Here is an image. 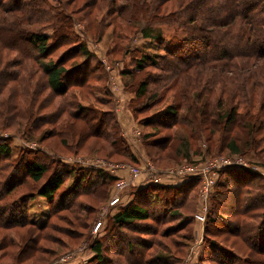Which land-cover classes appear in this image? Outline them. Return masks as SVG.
<instances>
[{"label": "trees", "instance_id": "16d2710c", "mask_svg": "<svg viewBox=\"0 0 264 264\" xmlns=\"http://www.w3.org/2000/svg\"><path fill=\"white\" fill-rule=\"evenodd\" d=\"M107 1V28H111V42H114V46L118 47L119 40L125 38L124 34L132 32H139L143 38L152 39L155 46V54L144 52L135 58L132 67L121 71L122 78L126 79L124 87L134 93L131 101L135 103L133 113L136 115L143 112L166 94H171L176 100L160 115L156 129H177L175 132L170 131L169 136L167 135L157 147L166 148L167 154L175 159L181 155L186 160L189 159L188 151L193 144L192 140L197 133L206 132L205 136L209 142L213 141L217 134L215 141H219L216 148L219 152L226 150L237 155L252 152L257 160H264V154L259 155L257 152V147L264 142V93L256 98L259 81L254 82L252 78V70L259 73L264 71V0H153L152 6L149 0ZM49 8L46 0H0V131H13L33 137L39 129L45 127L49 128L45 129L49 136L59 137L63 131L58 130V122H64L65 130L68 129L72 133L77 127L72 120H77L85 125L86 131L80 136L82 140L88 136L95 137L105 142L109 149L111 147L110 150L115 154L126 153L125 141L116 134L119 130L114 117L107 115L108 120L107 117L99 118L98 113L87 111L68 95L70 88H83L86 83L88 61L72 62L68 65V61L75 60L77 55L67 58L65 54L52 59V53L62 44L69 42L66 31L69 23L67 16L62 12L63 5V14L58 12L62 15L53 13ZM142 22L146 25L139 28ZM43 23H47V26L39 27ZM153 24L166 25L169 30L174 27V36L167 42H162L159 38L163 33L162 28L154 32L157 28ZM97 25L100 38L104 34L103 24ZM42 28L51 30V36L41 31ZM78 48L77 52L86 60L90 56L89 51L85 47L83 50L81 46ZM160 51H163V54H160ZM235 64L238 68L245 69L244 83L248 85L245 94L235 88L236 80L232 77ZM198 68L199 76L194 84L192 72ZM211 69L219 70L224 76L218 80H204L206 77L203 75ZM257 72L255 74H258ZM205 81H208L206 85ZM6 140L5 136L0 134L2 160H7L11 155V148L6 144ZM171 151L174 153H169ZM262 152L264 153V149ZM38 153L43 155L42 152ZM23 169V177L39 184L35 188V194H29L26 200L31 201L37 195L52 204L54 200L63 203L72 192L77 196L83 191L88 193L95 190V183L104 186L117 180L116 177L105 173L93 174L85 169H76L72 185L78 186L74 190L70 187L67 193L56 199L55 195L65 182L60 170H55L47 176L46 165L31 159L30 156L23 163ZM230 172L231 170L223 171L216 186L222 189V200L220 203H214L218 210L222 206L229 209L225 213L223 209L220 210L223 214L221 217L213 216L208 209L203 221L202 246L209 251L206 260L209 264H258L254 259L244 258L225 247L226 238L222 241L224 248L221 255L215 231L211 233V229L216 226L219 231L231 234L241 241L254 254L257 250L256 256L264 258V185L255 183L256 179L252 175H259L257 172L232 171L244 177L242 180L236 177L232 180L227 174ZM2 178L1 256L9 262L13 260L14 264L45 263V258H41L43 253L40 248V235L48 227V221L44 224L32 222L27 215L26 200L10 199L24 180L9 185L8 177L3 175ZM194 180L185 183L198 184V181ZM83 181L90 186L80 187ZM185 183L180 186L147 185L145 190L137 191L133 196L140 198L142 193V196L147 195L151 202L145 198L146 203H140L139 198L133 199L132 196L127 205L122 203L117 206L116 214L110 218L109 226L101 237L103 241L97 240L93 243L91 250L95 258L88 264H111L105 260L104 251L115 252L122 257L126 256L125 253L131 254L135 258L133 264H156L155 262L164 260L165 256L160 252V255L144 257L142 253L147 247L138 236L145 234L167 238L175 234L169 231L162 235L157 227H146V222L150 220L155 224L159 222L151 216L148 204L157 206L162 203L163 206L171 208L164 207L170 215H179L178 209L188 201L183 193L192 188L191 184L189 188L185 187L188 186ZM245 188L257 190L254 197L249 199L253 200L252 203L239 201V196ZM99 191L102 192V188ZM226 192L235 196V199L226 201ZM177 199L180 201L175 202ZM212 200L214 202V197ZM262 208L263 211L259 213L258 210ZM224 216L230 217L232 221L224 219ZM51 217L52 213L49 219ZM189 217L192 221L195 220L194 215ZM247 221H255L256 224L252 227ZM123 228L135 233L137 238L125 239L121 232ZM250 234H254V237L250 238ZM120 237L122 239L116 240ZM183 239L185 243L179 242L178 246H183L186 255L178 259L179 264L188 257L193 245L187 235ZM124 240V251L121 248L114 249L115 246H120L117 245L119 241ZM105 241L107 247L103 244ZM234 244L231 243V247H235ZM224 253L228 259L224 258ZM116 264L119 262L116 261Z\"/></svg>", "mask_w": 264, "mask_h": 264}, {"label": "rangeland", "instance_id": "374dc122", "mask_svg": "<svg viewBox=\"0 0 264 264\" xmlns=\"http://www.w3.org/2000/svg\"><path fill=\"white\" fill-rule=\"evenodd\" d=\"M46 1L48 6H50L49 9L53 10V13L57 12V14H60L63 12L67 16L66 19L69 23V28L66 30L69 42L66 45L62 44L57 51L52 53V59H56L61 54H65L67 58L72 55H77L75 60L68 61V65L72 64V62L84 63L88 61V78L86 83L83 88H70L68 95L71 96V99L79 102L87 111L93 110L98 113L99 118H106L107 115L110 117L113 116L119 130V134L117 132L116 134L120 135L119 137L125 141V146L128 149L125 148L127 150L126 153L121 152L120 154H115L110 150L111 147L109 149L105 142L95 137L88 136L82 140L80 136L86 129L85 125L77 120H72L77 126L76 131L72 130L73 134L69 132L68 129L65 130L64 122H58V130L63 131V134L59 137L49 136L48 133H45V129L49 128L45 127L39 129L33 137L23 136L21 133L16 134L13 131H0V134L7 139L6 144L11 148L10 157L7 160L0 159V181H3V175L8 177L9 185L15 183V181H25L15 191L14 196L10 198L11 200H26L29 194H35V188L39 185L23 177V163L29 159V156L31 159L40 161L46 165L48 170L47 176L54 173L55 170H60V172H62L65 182L55 195L56 199L58 197L60 198L62 194L67 193L70 187L72 190L76 189L78 185H72L73 173L76 169H85L88 173L93 174L101 172L117 178V180L110 185L103 186L102 184L98 185L95 183L96 189L88 193H84L85 191H83L75 196V192H72L61 204L55 200L53 204L47 203L46 200L37 195H35V198L31 201L26 200L28 206L27 215L32 222L44 224L48 221V227L40 235V248L43 253L41 258L43 260L45 258L46 264H88L89 261L95 258L91 250L93 243L97 240L103 241L101 237L105 234L107 226H109L110 218L116 214L117 206H120V204L124 202L123 199L125 197H129L130 199L133 197V199L139 198L138 196H133L134 193L142 189L145 190L147 185L152 184L153 181H161L163 185H169V183H174L175 181H183V179L187 178L195 181V177H190V175L194 173V167L196 169V177H199V180L196 179L198 184L192 182L190 183L192 188H189L190 184L185 183L188 184V186L185 185V187L189 188L190 191L183 193L188 201L185 199L187 202L184 203V206L180 208V210L178 209L177 212L180 213L179 215H170L168 211H165L164 207L166 206H163L162 203H159L157 206L148 204L151 216L159 222L155 224L154 221L150 220L146 222V227H157L162 235H165L167 232L169 233V231H173L175 234L167 238H163L159 235L148 236L143 234L138 236V238H140L141 242L146 244L147 247L143 250L144 253H142L145 255L144 257L147 258L153 255H160L161 253V255L165 256V259L161 262H155L156 264H179L178 259L184 257L186 251L183 249V246L182 248L180 245L178 246V243H185L183 238L187 235L189 239L191 238L190 242L194 245L192 251L190 249L188 257H186L181 264H209L206 260L209 251H206L205 247L202 246L203 224L201 225L196 222L195 218V220L192 221L189 217L190 215L197 214L199 209L201 210L202 202L199 196V187H201L200 180L211 181V171L208 170L212 167L210 165L211 163L224 159L236 160L240 158L246 166L252 168L259 174H253L252 177L256 179V181L254 180L255 183L262 186L264 185V160H257L252 152L250 154L244 153L243 155L230 154L226 150L224 152H219L216 149L218 148L217 144L219 145V141H215L217 134H215L216 137L213 138L214 140L209 142L205 136L207 134L206 132L197 133L192 140L193 144L190 151H188L189 159L185 160L181 155L175 159L167 154L166 148H158L157 146L160 142H162L167 135L169 136V133H171L170 131L175 132L177 129H156L160 115L165 112L168 105H173V102L176 100L171 94H166V96L157 101V103L135 115L133 113L135 103L133 104V102H131L134 98V93L131 92L132 90L124 87L126 79L124 80L121 75L122 70L128 69L134 65L135 58L140 54L146 52L149 55H153L156 53L152 39L143 38L139 32H132L131 34H124L125 38L119 40L118 47L114 46V42H111V28H107L109 24V15H107L109 4L107 0L103 2H98L97 0ZM149 3L152 6L154 1L149 0ZM119 4H121V2ZM61 5L64 7V11L62 12ZM112 16L113 14L111 17ZM98 23L103 24L104 34L100 38H98L100 34L97 30ZM145 25L146 23L142 22L139 24V28ZM42 26H47V23H43L39 27ZM153 26L157 28L154 32L158 31L160 27L162 28L163 33H160L161 35L159 37L162 42H167L175 34L176 29L174 27L169 30L166 25L161 26L159 24H153ZM42 29L41 31H45L51 36V30L46 28ZM176 32L178 33V31ZM178 35L180 36V34ZM53 43L55 44V42ZM80 46L82 50L83 47H85L90 53V56L86 58V60L77 52ZM119 48H122V50L120 51ZM159 53L163 54V51ZM198 70L200 71L198 68L197 71L194 70L192 72V82L194 84L196 83V78L199 76ZM255 72L257 71L252 70L253 75H250H252L254 82H257V80L259 81L256 90V98H259L264 93V71L260 73L257 72L258 74H255ZM203 76L206 77L204 80H218L219 77L224 76V73H221L219 70L211 69L207 70ZM232 77L236 80L235 88L243 94L247 93L248 85L244 83V67L238 68V65H236V67L234 66ZM207 82L208 81H205L204 85H206ZM260 100H258V102H260ZM86 115L89 114L86 113ZM108 119L107 117V120ZM156 130L159 132H156ZM200 134H202V136H200ZM209 143H211L212 146ZM209 149L210 153L207 151ZM263 149L264 142L257 147L259 155L264 154L262 152ZM38 152H42L43 155ZM169 153L174 152L171 151ZM260 157L262 158V156ZM189 168H191V173L186 172ZM179 171H183L180 175L185 176H179ZM232 171L235 170L231 169V172L227 173L232 180H234L235 177L240 180L244 178L237 172ZM234 174H236V176H234ZM81 185L90 186L84 181L79 185L83 187ZM216 186L217 184L213 186V192L211 191L212 193L208 197L207 204L213 216L221 217L223 214L220 210L223 209L225 213L229 208H223L222 206V208L218 210L215 206L214 203H220L222 200V196L220 195L222 189L216 188ZM100 188H102V192L99 191ZM183 188H180L181 191ZM246 191L249 193L246 194ZM256 193L257 190L245 188L243 194L239 196L240 203H245V201H248L247 203H249V201L252 203L253 200L251 201L249 199H252ZM228 194L229 192H226V201L232 200V198L235 199V196ZM113 195H119L121 203L110 206L109 204L112 202ZM213 197L214 202L212 200ZM145 198H148V196H142L141 193L138 200L140 203L142 201L146 203L145 201L147 200ZM148 201L151 202L150 199ZM178 201H180V199L175 200V202ZM214 206L216 208H214ZM258 211L259 213L262 212L263 208ZM51 213L52 217L49 219ZM224 219L232 221L228 216H224ZM247 223L252 227L256 224L255 221H247ZM121 232L125 239L127 238L130 240L137 238L135 233L131 232L129 229L123 228ZM211 233L216 234L215 237L221 244H219L221 255V251L224 248L223 244L225 243V247L236 252L240 256L244 258L250 257V260L254 259L259 262L258 264L261 262L264 264V258L256 256L258 253L257 250H255L254 254L246 248L241 241L232 237L231 234L219 231L216 226L211 229ZM253 237L254 234H250V238ZM118 239L122 238H116V240ZM223 239H225L224 243L222 242ZM125 241L126 240L119 241L117 245L120 246H115L114 249L121 248L122 251H124L125 247H122V245ZM196 242L198 245L195 244ZM233 242L235 243V247H231V243L233 244ZM106 243L107 241H105V243L103 242L105 247H107ZM114 243L115 242H113V244ZM1 251L0 249V256L3 254ZM106 253L107 252L104 251L105 260L107 259L111 264H116V261H118L119 264L135 263V258L131 254L125 253L126 256L122 257L115 252L107 253L108 255ZM223 255L224 258L228 259L225 253ZM1 257L0 264H14L13 260L9 262L5 257ZM109 257H111V259Z\"/></svg>", "mask_w": 264, "mask_h": 264}, {"label": "built area", "instance_id": "2783aa9c", "mask_svg": "<svg viewBox=\"0 0 264 264\" xmlns=\"http://www.w3.org/2000/svg\"><path fill=\"white\" fill-rule=\"evenodd\" d=\"M210 165L212 166L210 168L211 170L210 169H208V170L211 171V175H210V176H212L211 181L200 180L201 181V187H199V196H200V201L202 202V206H201V210L199 209L198 213L194 215L196 222L200 223L201 225L203 224V221L205 219V215H206L207 210H208V204H207L208 197L213 192V186L215 184H217L218 181L220 180V177L222 176L223 171L231 170V169L254 171L252 168L246 166L240 158H237L236 160H231V159L219 160V161H215V162L211 163ZM193 169H194V173L192 175H190V177H195V179H198L199 177H196V174H195L196 169L194 167H193ZM186 172L191 173L192 172L191 168L186 170ZM254 172H256V171H254ZM181 173H183V171H179L178 175L179 176H185V175H180ZM175 179H177V178H175ZM189 180L190 179H188V178L183 179V181H189ZM152 185L167 186V185H163L161 183V181H153ZM120 200H121V198L119 197V195H113L112 202H110L109 205L110 206L117 205V204L121 203ZM195 244L198 245L197 242ZM193 245L191 247V251H192Z\"/></svg>", "mask_w": 264, "mask_h": 264}, {"label": "crops", "instance_id": "0c3cea01", "mask_svg": "<svg viewBox=\"0 0 264 264\" xmlns=\"http://www.w3.org/2000/svg\"><path fill=\"white\" fill-rule=\"evenodd\" d=\"M122 103V102H121ZM124 103V102H123ZM186 181H175L174 183H169V185H167V186H180L181 184H183V183H185ZM130 198L129 197H125L124 199H123V203H124V205H127L129 202H130ZM100 227V226H99Z\"/></svg>", "mask_w": 264, "mask_h": 264}]
</instances>
